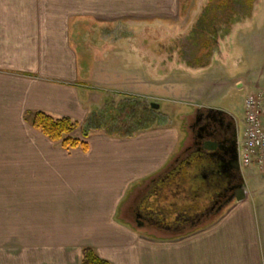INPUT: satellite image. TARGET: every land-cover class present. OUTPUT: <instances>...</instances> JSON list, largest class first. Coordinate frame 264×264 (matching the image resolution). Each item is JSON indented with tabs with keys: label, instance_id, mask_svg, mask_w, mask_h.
I'll return each instance as SVG.
<instances>
[{
	"label": "crops",
	"instance_id": "crops-1",
	"mask_svg": "<svg viewBox=\"0 0 264 264\" xmlns=\"http://www.w3.org/2000/svg\"><path fill=\"white\" fill-rule=\"evenodd\" d=\"M263 5L260 0L248 30L238 28L227 40L228 48L219 44L218 49L227 52L221 60L223 69L228 65L234 69L233 86L241 91L253 87L262 95L264 124ZM181 6L180 0H0V264H81V249L72 259L50 256V248L71 243L92 248L110 264H264V222L243 173L239 177L245 199L231 203L207 228L163 240L131 227L128 209L139 200L140 207L157 201L149 197L145 185L165 174L180 154L178 146L184 147L177 131L155 129L131 139L97 132L86 140L84 152L66 151L32 127L36 112L82 123L89 116V104L98 98L91 83L146 87L149 93L160 86L155 52L107 40L98 31L117 25L138 30L176 25ZM84 35L97 47L108 45L99 77L84 73L79 49L72 46H78ZM124 60L132 70L119 84L115 81L121 77L115 73L121 72L118 66ZM209 68L192 71L202 74ZM206 78L208 84H200L205 90L216 79L213 73ZM196 84L192 101L203 97L196 94ZM192 107L190 124L198 112L210 109ZM219 111L236 130L242 127L241 145L244 105L240 121ZM193 138L189 130V144ZM199 152L193 146L189 155L196 158ZM191 171L208 183V171L196 167ZM175 178L170 177L168 185ZM142 191L146 192L138 200ZM162 226L170 230L167 224Z\"/></svg>",
	"mask_w": 264,
	"mask_h": 264
},
{
	"label": "rangeland",
	"instance_id": "rangeland-1",
	"mask_svg": "<svg viewBox=\"0 0 264 264\" xmlns=\"http://www.w3.org/2000/svg\"><path fill=\"white\" fill-rule=\"evenodd\" d=\"M209 1L211 0H180L183 7L181 6V12L176 25H158L156 29L147 27L142 28L143 30L133 28L134 26L132 25H117L104 29L103 32L98 31V34L106 36L107 40L108 38H112L113 40H119L122 44L126 43L129 46L145 47V49H151L152 53L155 52L157 58L155 61V73L161 76V84L160 86L156 85L149 93L150 89L146 87L143 89L127 87L125 89V87H117V85L104 86L107 84L95 87V84L91 83V86L98 94V98H96L98 101L96 102L95 100L92 104H89V115H91L88 119L89 124L92 128H96L92 134L104 132V130L99 129L103 127H107L106 129L108 130L112 128L110 132L113 133L114 131L112 130L115 129L114 117L120 114L115 118L120 120L128 113V108L130 109L131 107L123 109L125 107L123 103L130 101V99L136 100L135 103L138 107L135 105L133 111L137 116L128 122L130 125L127 124L128 127L126 128L129 131L137 132L140 135L148 134L153 130L155 131V129H172L177 131L179 143L181 142L183 145H187L189 141L188 139H184L183 130L186 125L190 124L189 112L193 109L192 106H196V104L204 105L212 110H223L235 121L241 120L244 98L248 94L256 93L253 87L251 90H248L246 87L241 91L235 85L233 86L235 82L231 77V70L234 69L230 65L223 69L221 60L225 56L224 53L227 54V52L225 50L219 52L218 46L222 44L223 48H228L229 43L227 40L238 28L241 27L248 30L251 18L257 15L260 0H254L250 16H246L244 13V9H242L244 3L242 0H228L230 4L238 7L237 9L243 17L235 20L236 23H228L226 19L220 20L218 22L219 35L216 38L217 46L212 47V50L209 49L208 53H206L200 51L202 41H205L206 37H200V33L198 35L194 31L198 25V18L202 14L204 7H207ZM261 11L260 15L264 16V5ZM230 16L231 14L228 13L227 17ZM89 37L82 36L80 44L77 46L72 43V46L79 49L77 56L80 67L82 68L83 66L85 68L84 73L89 74L90 72L91 77H99L101 75L100 69L106 65V57L102 53L108 49V45L106 44L103 48L97 47L92 39H88ZM89 45L91 49L88 47ZM86 53L87 55H85ZM196 59H204V61L197 64L195 62ZM109 60H111V57ZM202 64H204L203 67L200 66ZM130 65L126 64L125 60L122 64L120 63L118 67L121 72L115 74H119L121 78L115 82L119 84L124 82L126 76L131 74L132 68ZM209 66L211 68L202 74H194L195 72L192 71L196 67L206 69ZM212 73L216 79L205 90L200 84H208L206 76ZM151 74H153V71H151ZM222 79H224V85L218 87V85L222 84ZM193 82H197L196 94L198 92L203 97L195 98L192 101L191 92L195 88L192 87ZM189 85L191 86L189 87ZM152 103L159 105L158 110L150 107ZM242 130L240 126L238 134ZM75 136L79 138L80 132H75ZM181 149L183 150V146ZM181 149L178 146L177 153H180ZM191 170L189 167L183 169L184 173L178 174L171 185H167L157 196H153L157 198L155 203H145L140 207V201L139 203L135 202L133 207L138 206L142 212H145L153 219L148 218L150 223L139 227L134 219H129L131 227L137 230H144L143 232L151 238H162L165 240L189 235L195 229L215 220L216 215L213 214L215 211L209 212L210 205L208 204V200L210 194H206V191L209 192L212 189H206L207 186L212 185V182L208 181L205 185L202 183L203 186L198 188L200 180L198 177L192 175L193 171ZM241 173L245 177H249L251 198H253L256 204L259 218H262L261 220L264 222V178L259 174L256 166L243 168ZM200 177L204 180L202 176ZM133 195L134 193L130 195L131 201L134 197ZM205 210L208 211L207 213L212 214V216L206 218L203 214ZM195 214L198 215V218L193 217ZM176 220L180 224L179 227L171 228L170 230L162 229L164 228L162 225L174 223ZM80 246L81 244L71 243V246L67 248H50V256L51 258H55L59 255H65L72 259L78 256L80 249L82 250Z\"/></svg>",
	"mask_w": 264,
	"mask_h": 264
},
{
	"label": "trees",
	"instance_id": "trees-1",
	"mask_svg": "<svg viewBox=\"0 0 264 264\" xmlns=\"http://www.w3.org/2000/svg\"><path fill=\"white\" fill-rule=\"evenodd\" d=\"M211 2V3H210ZM244 3V13L246 16H250V12L253 8L254 0H242ZM238 7L235 5L230 4L228 0H211L209 1L207 7H204L202 14L198 18V25L196 30L194 31L195 34L200 33V37L205 36V41H202V46L200 51L206 52L212 47L217 46V39L218 38V22L222 19H226L228 23H236L235 20L242 18L243 16L239 13ZM226 12L230 13L231 16L227 17ZM204 34V35H203ZM198 50V49H197ZM210 54V53H209ZM203 62L204 59H196L195 62L198 64L199 62ZM200 64V63H199ZM203 65V64H202ZM136 100L125 101L123 105L125 106L123 109H127L128 113L124 115V117L120 120L115 119L120 114H117L114 117V128L110 132L112 128L109 130L106 129L107 127L99 128L104 130L107 136L111 138H119V139H131L138 136L137 132L129 131L128 125H130L131 120L137 116L134 111V107L136 105ZM137 106V105H136ZM138 107V106H137ZM120 112V111H119ZM91 115L87 117L82 123L70 119L68 117H53L43 112H36L33 115L32 119V127L39 131L44 137H46L49 141L53 143H57L60 147L66 151L74 150V149H81L82 151L86 152L88 150L87 139L92 134L96 128H92L89 124V118ZM128 124V125H127ZM109 126V125H108ZM107 130V131H106ZM80 132V137L75 136V132ZM201 181L198 182V188ZM153 219V218H152ZM217 219L210 221L203 227H199L192 232L197 230L207 228L212 223H214ZM81 264H110L109 262L100 259L96 252L90 248L85 247L81 250Z\"/></svg>",
	"mask_w": 264,
	"mask_h": 264
},
{
	"label": "flooded vegetation",
	"instance_id": "flooded-vegetation-1",
	"mask_svg": "<svg viewBox=\"0 0 264 264\" xmlns=\"http://www.w3.org/2000/svg\"><path fill=\"white\" fill-rule=\"evenodd\" d=\"M205 119H207V121ZM208 125L210 127H208ZM202 128H204V130H200ZM189 130L191 133H194V138H193L194 141H192L190 144L188 141V144L184 145L183 150L180 152L177 159L174 161L175 163H173L171 168L167 170L165 174L160 175L156 179V181L154 180L155 181L154 184H146L145 186L146 189H149V197L152 198L153 196H157L158 193L161 192L163 188L168 185V179L170 177L172 179L173 177H177L178 174L180 175L183 172V169L188 167L193 169L194 167H196L197 170L200 171L206 170L209 172L208 180L209 182H212L211 185L212 187L211 186L206 187L207 190H210V188H212L209 192L206 191V194L208 195L210 194L208 200V204L210 205L209 212L212 213V211L214 210L215 212H213V214L216 215L218 212L222 211L226 203L238 190V187L241 184L240 183L241 180L237 173L233 171H228L225 168V165L218 156H211L210 154L203 152V144L205 143L204 142L205 140H203L202 137L205 138L208 134L211 133L212 130L213 131L218 130V133L221 132L222 134H224L226 132L228 137L231 138L233 135L236 134V132L238 134V130H236V127H234L232 120L230 118H227L226 115L222 114L221 116L216 113L215 114L209 113V110L198 112L195 121L185 126L183 130L184 139L189 140ZM216 137L221 138L220 136H216ZM193 146H197L198 151H200L199 153L201 155L199 157L194 158L193 156L189 155V150H191ZM192 160L195 162H192ZM204 179H206V177H204ZM213 189L215 190L213 191V193H211ZM145 192L140 193V195H138L139 196L138 200L141 199V195L144 194ZM139 201L140 204L141 202H143L141 200ZM207 212L208 211L205 210L203 213L204 216H206V218L212 216V214ZM127 216L130 219H134L135 223L138 226L150 223V220L148 218H152L149 217V215L146 214L145 212H142L138 208V206L130 207L128 209ZM193 217L198 218V215L195 214ZM179 226L180 224L178 223V220H176L174 223L167 224V228L169 229L177 228Z\"/></svg>",
	"mask_w": 264,
	"mask_h": 264
},
{
	"label": "built area",
	"instance_id": "built-area-1",
	"mask_svg": "<svg viewBox=\"0 0 264 264\" xmlns=\"http://www.w3.org/2000/svg\"><path fill=\"white\" fill-rule=\"evenodd\" d=\"M262 95L248 94L244 99L243 142L239 148L240 167L256 166L264 178V125Z\"/></svg>",
	"mask_w": 264,
	"mask_h": 264
},
{
	"label": "water",
	"instance_id": "water-1",
	"mask_svg": "<svg viewBox=\"0 0 264 264\" xmlns=\"http://www.w3.org/2000/svg\"><path fill=\"white\" fill-rule=\"evenodd\" d=\"M150 107L154 110H158L159 105L152 103ZM209 113H213V114L216 113L221 116L223 114V112L215 111V110H209ZM205 120L207 121V119ZM208 127L210 126L208 125ZM200 130H204V128ZM216 136H220L221 138H217ZM202 138L203 140H205L204 141L205 143L203 144V152L208 153L211 156H218L228 171H233L238 175L240 174L237 132L235 135H233L230 138L228 137L226 132L222 134L221 132L218 133V130H214V131L212 130L210 134H208L205 138L204 137ZM244 199H245V186L243 184H240L238 190L230 198V200L226 203V205L223 207L222 210L227 208L234 201L240 202Z\"/></svg>",
	"mask_w": 264,
	"mask_h": 264
}]
</instances>
